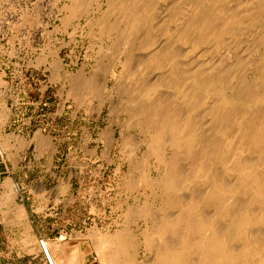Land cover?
<instances>
[{
    "label": "rangeland",
    "instance_id": "1",
    "mask_svg": "<svg viewBox=\"0 0 264 264\" xmlns=\"http://www.w3.org/2000/svg\"><path fill=\"white\" fill-rule=\"evenodd\" d=\"M81 1L82 6L75 0H0V264H110L114 259L129 264L132 254L134 264H151L155 258L143 233L151 232L163 206L161 165L147 152L139 120L127 124L126 112L120 110L134 90L129 91L133 79L122 68V25L115 27L114 11L108 20L114 28L102 31L108 0ZM236 2L229 0V5L244 0ZM184 4L157 0V14L179 5L184 10ZM69 10L74 15L67 19ZM250 27L239 37L241 46L223 36V50L232 41L228 57L210 41L179 60L184 66L198 59L197 64H217L221 55L231 62L237 54H248L244 60L251 55L260 61L256 54L264 49L253 44L258 30ZM185 44L178 46L184 53L189 50ZM242 47L249 50L240 51ZM135 55L132 61L140 59ZM257 68L247 74L250 79L260 72ZM77 77L100 83L99 96L87 87L80 97L73 96ZM200 112L207 122L209 117ZM127 136L135 144L125 147ZM39 138L49 146L40 147ZM214 164L223 169V160ZM195 185L192 190L198 189ZM147 202L152 214L128 216L131 208ZM125 239L130 241L123 243Z\"/></svg>",
    "mask_w": 264,
    "mask_h": 264
},
{
    "label": "bare ground",
    "instance_id": "2",
    "mask_svg": "<svg viewBox=\"0 0 264 264\" xmlns=\"http://www.w3.org/2000/svg\"><path fill=\"white\" fill-rule=\"evenodd\" d=\"M75 1L84 5V1ZM156 1L108 0L100 21L102 31L110 32L114 26L109 16L118 13L115 27L122 25L119 39L125 45L122 68L128 69L127 78L135 85L128 88H133V93L119 109L126 112L127 124L139 120L148 140L147 152L161 165L157 183L163 191L159 200L163 206L158 209L160 215H155L151 232L143 233L147 248L155 255L151 264H264V50L257 49L260 61L251 55L244 60L247 53L243 59L235 55L231 62L221 57H228L232 43L223 50V36L229 35L241 46L239 37L246 35L242 33L250 26L258 30L253 44L264 49V0H244L234 8L229 0H184L186 10L179 5L165 8L160 15ZM73 15L69 10L67 19ZM159 32L168 38L162 41ZM210 41L223 50L221 56L219 50L217 53L219 63L197 64L195 56L185 66L180 62L181 57ZM180 44L188 45L186 54L178 48ZM132 53L140 59L132 61ZM254 68L260 72L254 77L255 69L250 79L247 74ZM72 84L77 98L86 87L98 96L102 90L93 79L77 77ZM203 110L207 122L199 115ZM129 136L123 137L125 147L135 144ZM39 145L47 147L49 142L41 140ZM164 148L170 149L169 153ZM216 160H223V169L215 168ZM193 183L198 189L192 190ZM151 204L131 208L128 216L132 212L147 216L153 212ZM134 260L132 254L129 264ZM118 263L120 260L114 259L110 264Z\"/></svg>",
    "mask_w": 264,
    "mask_h": 264
},
{
    "label": "crops",
    "instance_id": "3",
    "mask_svg": "<svg viewBox=\"0 0 264 264\" xmlns=\"http://www.w3.org/2000/svg\"><path fill=\"white\" fill-rule=\"evenodd\" d=\"M41 139L39 138V141H40Z\"/></svg>",
    "mask_w": 264,
    "mask_h": 264
}]
</instances>
